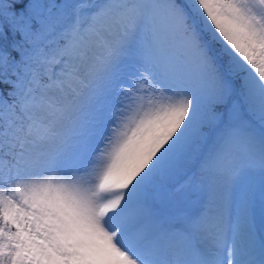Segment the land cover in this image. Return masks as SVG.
<instances>
[{
	"label": "snow or ice",
	"instance_id": "obj_1",
	"mask_svg": "<svg viewBox=\"0 0 264 264\" xmlns=\"http://www.w3.org/2000/svg\"><path fill=\"white\" fill-rule=\"evenodd\" d=\"M0 264H264V0H0Z\"/></svg>",
	"mask_w": 264,
	"mask_h": 264
}]
</instances>
